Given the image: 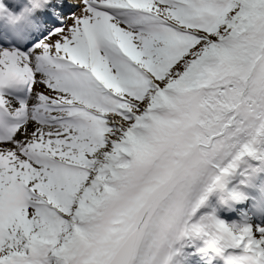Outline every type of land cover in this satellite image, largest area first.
<instances>
[{
  "label": "snow or ice",
  "instance_id": "1",
  "mask_svg": "<svg viewBox=\"0 0 264 264\" xmlns=\"http://www.w3.org/2000/svg\"><path fill=\"white\" fill-rule=\"evenodd\" d=\"M0 264H264V0H0Z\"/></svg>",
  "mask_w": 264,
  "mask_h": 264
}]
</instances>
